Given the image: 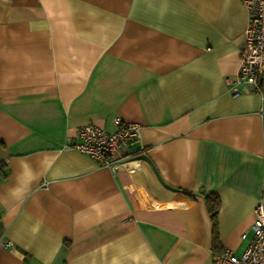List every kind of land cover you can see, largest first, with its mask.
<instances>
[{
  "label": "crops",
  "instance_id": "crops-1",
  "mask_svg": "<svg viewBox=\"0 0 264 264\" xmlns=\"http://www.w3.org/2000/svg\"><path fill=\"white\" fill-rule=\"evenodd\" d=\"M248 17L242 0H0V264L239 254L264 202V70L231 93ZM117 118L140 126L136 170L64 148Z\"/></svg>",
  "mask_w": 264,
  "mask_h": 264
},
{
  "label": "built area",
  "instance_id": "built-area-1",
  "mask_svg": "<svg viewBox=\"0 0 264 264\" xmlns=\"http://www.w3.org/2000/svg\"><path fill=\"white\" fill-rule=\"evenodd\" d=\"M249 17L245 28V39L240 64L232 78L231 93L237 95L238 85L245 83L251 88L258 85V77L264 70V0H242ZM113 131L88 123L77 128L74 137H68L64 148L87 154L113 175L119 168L136 170L144 149L133 150L130 142L139 136L140 126L136 122L116 119ZM254 219L250 225L251 239L237 254L224 248L213 254V264H264V202L253 209ZM245 233L242 234V237Z\"/></svg>",
  "mask_w": 264,
  "mask_h": 264
},
{
  "label": "trees",
  "instance_id": "trees-1",
  "mask_svg": "<svg viewBox=\"0 0 264 264\" xmlns=\"http://www.w3.org/2000/svg\"><path fill=\"white\" fill-rule=\"evenodd\" d=\"M3 175H0L2 178ZM204 200L206 204V208L209 213L210 221H211V231H212V238L214 240L218 239V232H217V211L219 207V197L214 193H208L204 195Z\"/></svg>",
  "mask_w": 264,
  "mask_h": 264
}]
</instances>
